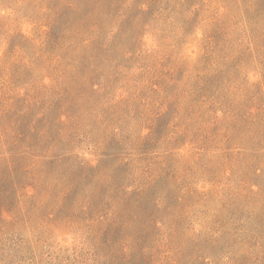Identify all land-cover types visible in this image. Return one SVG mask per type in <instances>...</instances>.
Wrapping results in <instances>:
<instances>
[{
    "label": "rangeland",
    "instance_id": "1",
    "mask_svg": "<svg viewBox=\"0 0 264 264\" xmlns=\"http://www.w3.org/2000/svg\"><path fill=\"white\" fill-rule=\"evenodd\" d=\"M0 264H264V0H0Z\"/></svg>",
    "mask_w": 264,
    "mask_h": 264
}]
</instances>
